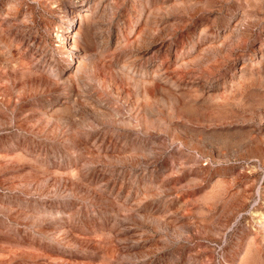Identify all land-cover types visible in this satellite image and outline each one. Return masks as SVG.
<instances>
[{"label": "rangeland", "instance_id": "374dc122", "mask_svg": "<svg viewBox=\"0 0 264 264\" xmlns=\"http://www.w3.org/2000/svg\"><path fill=\"white\" fill-rule=\"evenodd\" d=\"M0 264H264V0H0Z\"/></svg>", "mask_w": 264, "mask_h": 264}, {"label": "bare ground", "instance_id": "6f19581e", "mask_svg": "<svg viewBox=\"0 0 264 264\" xmlns=\"http://www.w3.org/2000/svg\"><path fill=\"white\" fill-rule=\"evenodd\" d=\"M81 15H82V13L81 12H75L74 13V15H73V22H74V26H78L79 24H78V22H79V19L81 18ZM76 33V32H75ZM78 33V32H77ZM79 35V34H78ZM58 37H60L59 35H57V38ZM76 37V36H75ZM66 39H70V48H69V50L70 51H78L81 47L79 46L80 44H78V41L76 40V38L74 39V37L72 36V37H69V36H65V40ZM149 39V38H148ZM105 42V41H104ZM82 51V50H81ZM85 58V57H84ZM93 59V58H92ZM87 60V59H86ZM88 62H86L84 59H81L79 62H78V64L79 65H77V69L76 70H79V69H81V67H87L88 66V64H87ZM157 67V66H156ZM88 68V67H87ZM91 69V68H90ZM83 70H84V68H83ZM85 70H86V68H85ZM82 71V70H81ZM88 71V70H87ZM76 73H77V71H76ZM77 76V75H76ZM72 78H73V76L72 75H70V76H68L67 77V82H69V81H72ZM74 79V78H73ZM77 79V78H76ZM82 79V78H81ZM80 79V80H81ZM111 85L113 84V83H110ZM117 89V88H116ZM103 110V109H102ZM95 111V110H94ZM98 111H99V109H98ZM106 111V110H105ZM100 112H101V110H100ZM95 113V112H94ZM97 113V112H96ZM99 113V112H98ZM101 114H103V113H101ZM104 115V114H103Z\"/></svg>", "mask_w": 264, "mask_h": 264}]
</instances>
